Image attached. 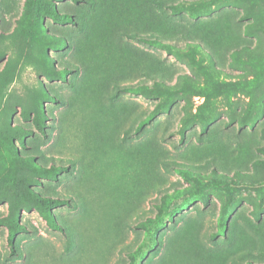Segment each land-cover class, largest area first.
<instances>
[{
	"label": "rangeland",
	"instance_id": "rangeland-1",
	"mask_svg": "<svg viewBox=\"0 0 264 264\" xmlns=\"http://www.w3.org/2000/svg\"><path fill=\"white\" fill-rule=\"evenodd\" d=\"M54 2L73 21L45 17V28L66 40L48 47L42 37L11 36L26 0H0V79L9 80L0 134L18 125L19 156L68 167L50 177L18 162L22 195L29 188L68 204L52 209L58 229L21 197L24 228L11 246L17 187L0 156V264H264V0L180 13L156 0ZM124 29L155 32L170 49ZM45 51L53 67L68 68L65 79L48 76ZM191 56L215 79L248 85L202 107L207 85ZM116 80L168 89L147 96L117 89Z\"/></svg>",
	"mask_w": 264,
	"mask_h": 264
},
{
	"label": "trees",
	"instance_id": "trees-1",
	"mask_svg": "<svg viewBox=\"0 0 264 264\" xmlns=\"http://www.w3.org/2000/svg\"><path fill=\"white\" fill-rule=\"evenodd\" d=\"M55 0H26L25 10L22 17L18 20V25L11 34V36L16 38H21L26 36L27 34H31L34 37L43 38V44L48 45H66V40L63 36L52 33L45 28L44 19L47 16H50L56 20H65L72 22L73 18L69 13H60V11L56 8ZM79 1V0H73ZM219 0H196L190 2L188 5H179V4H167L165 1L156 0L158 5H163L166 7H171L174 13H180L183 8L190 10L191 12H197L198 10L210 8ZM125 35L128 38L138 40L140 42L150 44L157 47H165L170 49L171 44L165 42L162 37H160L157 33H145L144 31H140L141 29H124ZM199 46V45H197ZM49 47V46H48ZM194 64L198 66L201 70L203 75L205 76V81L207 85V90L203 93L205 96L204 107L206 104L211 103L212 99L223 96V95H230L235 93L239 90L244 89L247 85V81L235 80V81H223L214 78L213 69L209 68L208 65H202L199 61L195 59V56H191ZM51 64V65H50ZM43 66L48 68L47 74L51 78L58 77V78H66L68 74L67 67L55 68L53 67V59L48 56L47 51L44 52L43 55ZM6 69L3 71L5 72ZM9 80L3 76L0 79V104L4 97L5 88L8 86ZM115 87L119 90H124L133 93H140L147 96L152 95H161L163 94V89H168L163 81L155 80L153 86H149L145 83H139L137 85L133 84H121L120 81L116 80L114 83ZM188 86V85H187ZM187 89H193L191 85L187 87ZM194 91V90H192ZM40 94L43 96L44 99H54L52 95H50L49 91L46 89H40ZM171 94V93H170ZM201 107V109H202ZM163 105L159 103L152 112L151 116L157 115ZM36 124L37 126L43 131V119L45 118L43 107L37 105L36 108ZM144 120L139 127H143L145 123L150 119ZM20 127L13 126L11 128L2 131L0 134L3 137V140L0 137V156L7 162L9 168L11 169V174L13 178V182H15L17 191L15 196L12 198L10 202V215L7 218L9 224V243L11 246L15 244L17 230L24 228L18 219V213L20 208V199L21 197H26L28 201H30L33 205H35L47 220L48 224L53 228H60L62 229V225L60 222L57 221L54 213L53 207H57L60 205L68 204V199L64 197H51V196H44L39 194L38 192L32 191L31 189L27 188L24 190V195H22V185L23 182H19V169H18V162H22L23 165L28 167L30 170H34L35 173L43 174L50 177H55L56 174L61 173L65 170H68V167L62 165H52L50 167H44L35 162V158L33 156H19L16 147L13 144V137L11 135H15L19 133ZM205 130V129H204ZM10 135V136H9ZM181 173L185 176L188 175L189 169L180 165L177 167ZM22 195V196H20ZM168 200H164L165 206L162 209L160 207L159 210V218L163 214V212L167 208ZM161 212V213H160ZM159 220L158 222H160ZM221 227L226 228V220L224 214L220 218ZM132 263L135 264V257L131 258Z\"/></svg>",
	"mask_w": 264,
	"mask_h": 264
}]
</instances>
